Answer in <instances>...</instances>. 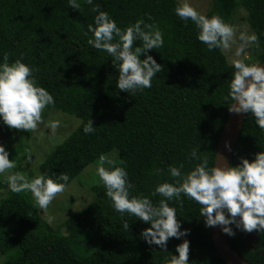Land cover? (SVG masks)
<instances>
[{
    "label": "trees",
    "instance_id": "16d2710c",
    "mask_svg": "<svg viewBox=\"0 0 264 264\" xmlns=\"http://www.w3.org/2000/svg\"><path fill=\"white\" fill-rule=\"evenodd\" d=\"M77 2L79 9L68 6V0H0V61L7 53L9 63L22 58L30 66L37 84L53 96L54 103L43 115L52 109L81 120L36 170L27 160L29 145L19 137L23 129L0 122V145L16 162L9 171L29 178L37 172L53 178L65 173L68 185L100 155L108 154L123 161L134 185L130 195H142L157 204L164 199L154 194L157 184L173 181L168 167L183 165L181 171L187 172L199 162L189 156L192 148L198 147V154L213 166L229 112L230 101L225 97L233 63L223 48L210 51L197 39L195 25L175 14L177 0H93L121 29L143 19L163 33V46L147 53L161 65L151 87L135 93L120 91L112 58L88 44L92 34L87 26L97 13L84 0ZM210 2L202 14L219 15L230 25L240 18L258 36L256 51L242 60L264 61V0ZM139 45L135 41L133 46ZM88 119L94 126L91 134L83 132ZM260 151H264V128L250 113L245 114L229 166L238 165L241 158L251 161ZM81 186L89 189L90 200L53 226L42 217L30 192L5 190L6 180L0 177L4 190L0 192V197L4 194L0 253L6 256L0 264H166L184 239L189 241V264H225L200 216L201 205L183 194L172 202L188 235L169 238L162 249L141 236L149 224L111 207L101 182ZM124 221L129 225L126 231ZM230 227L235 234L226 237L234 251L252 264H264V230L244 232Z\"/></svg>",
    "mask_w": 264,
    "mask_h": 264
},
{
    "label": "clouds",
    "instance_id": "9594fccd",
    "mask_svg": "<svg viewBox=\"0 0 264 264\" xmlns=\"http://www.w3.org/2000/svg\"><path fill=\"white\" fill-rule=\"evenodd\" d=\"M84 3L91 5V11L97 13L93 23L87 26L92 34L88 44L112 58V64L118 69V89L135 93L150 88L152 78L161 72V65L147 53L163 46L162 31L155 23H146L143 19L121 29L107 12L99 10L93 0H84ZM68 6L81 7L77 0H68ZM174 12L181 20H190L195 25L197 39L210 51L227 49L236 42L232 25L219 15L198 12L189 0H177ZM258 39L254 32L240 34L235 55L240 56L245 47L257 45ZM135 41H140V45L134 47ZM259 63H246L242 59L233 61L234 71L225 100L230 101L229 111L250 113L256 124L264 128V68ZM32 72L22 58L9 63V56L5 53L0 61V122L9 128L37 129L42 122V111L54 103L53 96L37 84ZM58 123L51 122L49 127L55 130ZM83 132H94L89 119L83 125ZM199 152L198 147L191 149L189 156L199 162L187 172L181 171L183 165L168 167L173 181L157 184L154 194L164 198L157 204L145 196L130 195L134 185L128 179L122 160L102 154L94 171L115 211L121 215L127 212L150 225L141 232L149 245L155 244L163 249L169 238L180 239L188 235V230L182 229L176 218V209L168 203L173 199L179 201L182 194L201 205L200 216L206 227L220 225L221 231L229 236L235 234L230 225L244 232L264 230V151L255 153L251 161L241 158L236 166L211 167L208 158L200 156ZM8 157V151L0 145V175L6 174L5 180L12 192H30L39 209L46 210L57 194L65 191L69 181L67 174L61 173L53 178L37 172L29 178L26 174L9 171L16 168V162ZM156 172L159 174L160 170ZM47 222L51 223L52 217L49 216ZM122 226L126 231L128 222L124 221ZM175 251L177 255H171L166 264H189L187 239L178 244Z\"/></svg>",
    "mask_w": 264,
    "mask_h": 264
},
{
    "label": "rangeland",
    "instance_id": "374dc122",
    "mask_svg": "<svg viewBox=\"0 0 264 264\" xmlns=\"http://www.w3.org/2000/svg\"><path fill=\"white\" fill-rule=\"evenodd\" d=\"M189 2L200 13H205L211 5L210 0H189ZM240 14H243V12H240ZM238 20L240 21L239 23L232 24L237 38L236 42L231 44L227 49L223 48L229 63H233L236 59H250L251 53H254L256 51L255 49H257L256 45L248 46L245 47L240 56L235 55L236 48L240 44L238 40L239 35L251 34L247 23L240 18ZM41 116L42 122L38 125L37 129L29 131V133H31L29 138L24 137L26 130H21L19 132V137L23 138V143L29 145V157L27 160L32 164L31 166L35 170L40 162L44 161L54 148L65 140L81 122L79 118L73 115L61 113L52 109H50L46 115H43L42 112ZM55 121L59 123L55 130H53L49 127V124ZM106 156H108V154ZM24 163L26 164V160ZM96 163L97 162L92 163L82 170V172L66 186L64 192L57 194L46 210L41 209V215L45 221H47V218L50 216L52 217V222L48 223L55 226L58 223L64 222L71 214L77 212L81 207L87 204L91 198L88 196L89 189L86 187L84 188L81 184L85 186L100 183L98 176L92 172V167H94ZM5 176L6 174L0 175L3 180ZM78 182L81 184L79 185ZM7 188L8 187H6L5 190ZM0 192L3 193L4 190L1 188ZM3 197L4 194L0 199ZM168 203L171 207H174L172 201ZM5 258L6 256L0 253V261H3Z\"/></svg>",
    "mask_w": 264,
    "mask_h": 264
},
{
    "label": "water",
    "instance_id": "95a60500",
    "mask_svg": "<svg viewBox=\"0 0 264 264\" xmlns=\"http://www.w3.org/2000/svg\"><path fill=\"white\" fill-rule=\"evenodd\" d=\"M259 66L264 68V61L260 62ZM244 117L245 113L228 112L218 138L213 166H229ZM226 144L228 145L227 148L225 147ZM221 227L220 225L209 226V229L215 248L225 264H252L234 251L226 234L221 231Z\"/></svg>",
    "mask_w": 264,
    "mask_h": 264
}]
</instances>
